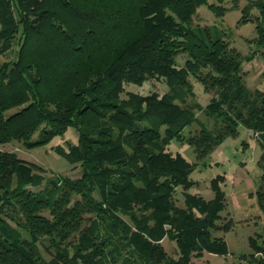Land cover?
<instances>
[{
    "label": "trees",
    "instance_id": "obj_1",
    "mask_svg": "<svg viewBox=\"0 0 264 264\" xmlns=\"http://www.w3.org/2000/svg\"><path fill=\"white\" fill-rule=\"evenodd\" d=\"M222 2L0 0V54L15 42L13 59L0 63V144L29 149L71 127L76 142L53 149L80 166L75 178L45 177L40 166L0 150V264H189L203 253L225 256L215 234L231 224L219 223L223 176L209 179L210 199L187 192L194 163L167 146L184 140L203 158L238 126L259 146L262 239L248 237L246 264H264V90L244 88L239 52L220 33L202 39L194 33L202 29L189 25L197 6L219 16ZM245 22L264 56V0L242 6L237 23ZM190 76L212 91L204 106L185 104ZM147 79L168 90L120 97L123 84ZM195 110L219 126L208 130ZM192 123L197 130L183 135Z\"/></svg>",
    "mask_w": 264,
    "mask_h": 264
},
{
    "label": "rangeland",
    "instance_id": "obj_2",
    "mask_svg": "<svg viewBox=\"0 0 264 264\" xmlns=\"http://www.w3.org/2000/svg\"><path fill=\"white\" fill-rule=\"evenodd\" d=\"M213 0H211L212 2ZM249 0H223L221 5L224 10L221 15H214L206 4L196 7L189 25L200 27L201 31L194 30L202 39L212 37L220 33L227 41L228 46L239 52L241 57L242 82L244 88L253 90H264V56L256 51L253 41V24L250 22L237 23L240 18V10ZM252 12V10H250ZM15 42L11 48L0 54V63L11 60L14 57ZM185 55L178 53L176 56L177 65H181ZM190 92L185 96V104L193 105L198 103L204 106L212 91L204 90L193 77H189ZM168 86L162 80L147 79L140 85L131 83L123 84L121 98H125V92H135L141 95L149 92H156L158 95L166 92ZM197 122L201 123L208 130H212L213 120L205 117L200 111H194ZM197 130L196 123H192L183 129V135ZM34 138V135H32ZM76 133L73 128L68 127L63 134L54 136L47 144L32 148H25L20 142L10 141L0 144V150L13 152L18 158L34 163L43 169L45 177L53 174H60L75 178L80 174L79 164H70L62 156L54 151V146L65 147L66 143H75ZM167 150L172 154L178 152L187 161L194 163L189 178L194 184L187 189L189 193H196L204 199H210L212 193L208 186L210 178L216 174L223 176L219 184L225 195V209L221 213L219 223L230 220V228L226 232L217 231L216 235L221 236L226 243L227 254L219 256L203 253L199 257H191L189 264H246L250 251L247 239L254 237L258 243L262 239L263 217L254 197V191L258 184L259 170L256 166V158L259 154V146L256 138L249 130L242 126L237 127L234 136H227L221 143L214 146L203 158H195L191 147L184 140H171ZM38 187H30L31 190H39ZM174 197L177 204L180 203V187L175 189ZM46 214V212H45ZM21 236L27 238L24 231ZM260 237H259V236ZM46 244V242L43 243ZM161 245L165 253L175 256L173 244L163 238ZM42 245H38L41 256L48 260L49 255L44 251ZM244 256V258H242ZM258 257V255H254Z\"/></svg>",
    "mask_w": 264,
    "mask_h": 264
}]
</instances>
